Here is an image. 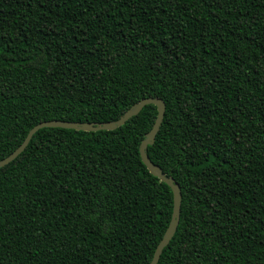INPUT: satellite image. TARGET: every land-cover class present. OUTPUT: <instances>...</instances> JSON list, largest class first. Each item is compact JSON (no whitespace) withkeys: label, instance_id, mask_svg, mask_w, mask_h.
Listing matches in <instances>:
<instances>
[{"label":"trees","instance_id":"16d2710c","mask_svg":"<svg viewBox=\"0 0 264 264\" xmlns=\"http://www.w3.org/2000/svg\"><path fill=\"white\" fill-rule=\"evenodd\" d=\"M149 97L182 190L158 264H264V0H0V160ZM157 114L38 130L0 168V264H150L174 210L140 152Z\"/></svg>","mask_w":264,"mask_h":264},{"label":"water","instance_id":"95a60500","mask_svg":"<svg viewBox=\"0 0 264 264\" xmlns=\"http://www.w3.org/2000/svg\"><path fill=\"white\" fill-rule=\"evenodd\" d=\"M148 104H155L158 108V114L153 124V127L149 132L146 133V136L141 143L140 146L141 156L144 163L151 171V173H153L155 176H158L162 181L166 182L169 186H171L174 192V210L170 224L162 240L160 241V243L158 244L155 250L152 261L150 262V264H158L161 255L164 251V248L168 246V244L170 243V241L172 240L178 229L180 214H181V205H182V190L180 185L176 182V180L173 177L167 176L163 172V169L150 159L149 154L147 152L148 146L152 145L155 142L156 135L159 132L165 117L166 104L162 98H154V97L144 98L141 101L133 104L119 119L107 123H82V122H71L65 120H48V121L40 122L29 131L23 143L16 150H14L9 156L0 160V168L9 164L13 160H15L22 152H24L27 146L29 145L31 139L33 138L34 134L42 128L63 127V128H72V129L84 130V131L114 130L124 125L133 116L138 115L141 112V110Z\"/></svg>","mask_w":264,"mask_h":264}]
</instances>
